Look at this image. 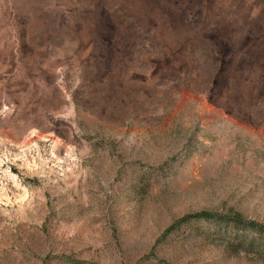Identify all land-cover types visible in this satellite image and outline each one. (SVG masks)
I'll return each mask as SVG.
<instances>
[{
  "label": "rangeland",
  "instance_id": "rangeland-1",
  "mask_svg": "<svg viewBox=\"0 0 264 264\" xmlns=\"http://www.w3.org/2000/svg\"><path fill=\"white\" fill-rule=\"evenodd\" d=\"M0 264H264V0H0Z\"/></svg>",
  "mask_w": 264,
  "mask_h": 264
},
{
  "label": "trees",
  "instance_id": "trees-1",
  "mask_svg": "<svg viewBox=\"0 0 264 264\" xmlns=\"http://www.w3.org/2000/svg\"><path fill=\"white\" fill-rule=\"evenodd\" d=\"M193 216H195V217H204V216H210V215L203 214V213H198V214H194Z\"/></svg>",
  "mask_w": 264,
  "mask_h": 264
}]
</instances>
